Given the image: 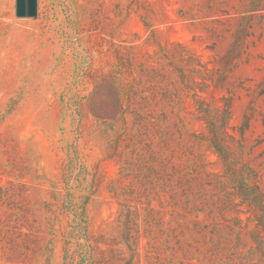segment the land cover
Instances as JSON below:
<instances>
[{"label": "rangeland", "instance_id": "obj_1", "mask_svg": "<svg viewBox=\"0 0 264 264\" xmlns=\"http://www.w3.org/2000/svg\"><path fill=\"white\" fill-rule=\"evenodd\" d=\"M0 264H264V0H0Z\"/></svg>", "mask_w": 264, "mask_h": 264}, {"label": "water", "instance_id": "obj_2", "mask_svg": "<svg viewBox=\"0 0 264 264\" xmlns=\"http://www.w3.org/2000/svg\"><path fill=\"white\" fill-rule=\"evenodd\" d=\"M37 15V0H15L16 18H35Z\"/></svg>", "mask_w": 264, "mask_h": 264}]
</instances>
